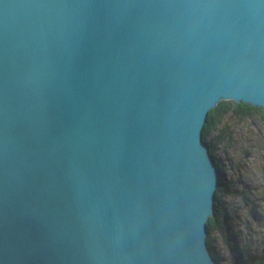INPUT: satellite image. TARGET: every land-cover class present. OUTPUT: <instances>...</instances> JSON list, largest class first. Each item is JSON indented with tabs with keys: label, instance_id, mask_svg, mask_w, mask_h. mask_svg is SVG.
<instances>
[{
	"label": "water",
	"instance_id": "1",
	"mask_svg": "<svg viewBox=\"0 0 264 264\" xmlns=\"http://www.w3.org/2000/svg\"><path fill=\"white\" fill-rule=\"evenodd\" d=\"M225 100L264 108V0H0V264H216Z\"/></svg>",
	"mask_w": 264,
	"mask_h": 264
},
{
	"label": "rangeland",
	"instance_id": "2",
	"mask_svg": "<svg viewBox=\"0 0 264 264\" xmlns=\"http://www.w3.org/2000/svg\"><path fill=\"white\" fill-rule=\"evenodd\" d=\"M216 158L231 188L221 191L225 210L232 215L231 234L211 231L210 239L220 264H235L238 252H232L226 239L233 237L242 250V258L264 248V119L226 115L212 134Z\"/></svg>",
	"mask_w": 264,
	"mask_h": 264
},
{
	"label": "trees",
	"instance_id": "3",
	"mask_svg": "<svg viewBox=\"0 0 264 264\" xmlns=\"http://www.w3.org/2000/svg\"><path fill=\"white\" fill-rule=\"evenodd\" d=\"M230 113H233L241 118L259 117L264 119V108L255 107L251 104H244L242 102L237 103L234 101L225 100L220 101L215 106V108L208 112L206 122L202 129V142L205 143V145L208 147V152L214 159L219 174V186L215 193V215L213 218H209L208 222L206 223V243L216 264L220 263L218 257L215 255L213 245L210 239V233L211 231H225L226 229L227 232L231 234L230 221L232 219V215H230L225 210L222 200L218 196V194L221 191H226L228 188L230 189L232 186V182L226 181L225 172L222 171L219 166L218 159L216 158V148L212 141V134L216 131L222 119ZM226 243L229 245L233 253L235 251L238 252L237 257L234 258L235 264H264V248L262 251L254 253L253 256L249 257V261H246L242 258V250L239 249L238 241L236 240V238L233 237L232 240L226 239Z\"/></svg>",
	"mask_w": 264,
	"mask_h": 264
}]
</instances>
